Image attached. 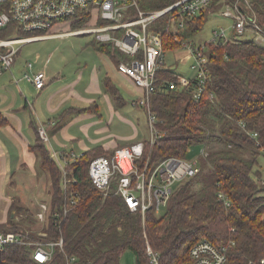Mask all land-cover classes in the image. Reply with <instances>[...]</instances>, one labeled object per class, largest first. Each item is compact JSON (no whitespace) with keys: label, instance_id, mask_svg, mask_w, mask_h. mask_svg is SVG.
<instances>
[{"label":"trees","instance_id":"16d2710c","mask_svg":"<svg viewBox=\"0 0 264 264\" xmlns=\"http://www.w3.org/2000/svg\"><path fill=\"white\" fill-rule=\"evenodd\" d=\"M176 1L141 0L140 4L153 10ZM238 1L212 0L198 16L186 19L178 33L180 40H193L224 3L234 5ZM239 3L242 11L255 13L263 40L237 39L233 29L230 39L206 43L209 77L199 100L194 97L197 85L191 76L184 75L191 79L189 87L168 90V82H177L181 74L169 67L159 73L152 109L163 135L155 143L145 141L144 163L149 162L154 170L170 157L189 159L193 147L201 146L207 152L198 156L200 172L176 185L163 214L151 209L143 218L140 211L128 208L115 184L107 195L94 185L90 163L97 157L113 155L99 148L85 152L69 165L75 182L66 195L61 189V171L37 127L38 138L32 149L39 150L42 169L49 176L47 218L41 224L31 209L13 203L10 216L17 213L24 217H10L0 223V229L29 233L34 241L54 243L62 239L63 248L56 245L46 264H69L72 259L73 264H122L121 255L126 250L133 254L135 264H152L149 246L159 254L160 264H193L191 249L204 239L230 244L227 264H263L264 180L256 167L264 158V0H250L252 11L243 0ZM167 19L165 16L152 26L153 31L163 34L166 52L181 47L165 32ZM19 35L41 33L19 31ZM92 46L117 66L129 59L111 43L95 40ZM103 83L120 103L122 96L107 76ZM7 124L0 113V127ZM219 192L228 196L230 207L219 200ZM70 200L75 204L68 203ZM40 232L47 233L46 238ZM0 264L39 263L24 246L15 245L0 251Z\"/></svg>","mask_w":264,"mask_h":264},{"label":"built area","instance_id":"2783aa9c","mask_svg":"<svg viewBox=\"0 0 264 264\" xmlns=\"http://www.w3.org/2000/svg\"><path fill=\"white\" fill-rule=\"evenodd\" d=\"M140 1L0 0V78L11 72L22 47L26 44L52 38L54 34L51 32L60 23L74 24L79 29L71 30L63 36L95 35L98 43H111L114 48L128 56L129 59L121 61L117 69L141 89L142 93L133 101V106L145 110L151 134L147 141L155 143L163 134L157 126L159 119L152 109V96L157 90L160 71L168 67L163 34L153 31L152 26L167 16L165 32L180 44V48L190 52L191 69L194 72L191 78L197 85L194 96L196 100L201 98L209 77L208 55L204 52L206 43L230 39L233 29L237 32V39L246 38L250 30L258 36L263 35L260 34L250 0H243L245 7L252 11L250 14L242 11L240 0L234 5L224 3L222 16L233 20L230 33L227 34L224 28L216 29L211 40L203 44H196L193 40L182 41L178 33L183 29L186 19L198 16L210 6L212 0H177L161 9L153 10L143 9ZM19 31L41 35L20 36ZM262 40L263 37L259 41ZM27 69L24 79L31 82L36 90L44 89L48 81L46 72L29 73L28 71L34 70L33 63L27 64ZM15 82L19 84L20 80ZM190 84L191 79L181 75L177 82H168V90L189 87ZM211 97L213 98V94ZM38 132L43 141L48 143L45 124H39ZM145 143L138 141L117 149L110 157H97L89 166L92 182L103 194L107 195L115 184L117 193L124 198L128 208L132 212L140 211L143 218L151 209L156 213L166 209L176 185L200 172L198 156L207 155L202 148L199 154L189 159L170 157L151 170L149 162L143 161ZM52 157L61 171V189L67 195L70 185L75 182V179L70 177L72 173L69 171V165L79 156L72 154L68 157L53 152ZM218 197L227 208L231 206V201L224 192H219ZM68 203L73 205L75 201L70 200ZM67 209L68 207H65V213ZM46 210L47 206L43 205V211L38 214V219L42 222L46 220ZM42 237H46V234ZM15 245L24 246L36 263L46 264L56 245L63 248V240L54 243L34 241L29 233L0 229V251ZM229 247L230 244H214L204 239L193 246L190 255L193 264H227ZM148 255L152 264H160L159 254L150 246ZM73 262L74 259L70 260L69 264ZM262 263L264 264V260Z\"/></svg>","mask_w":264,"mask_h":264},{"label":"crops","instance_id":"0c3cea01","mask_svg":"<svg viewBox=\"0 0 264 264\" xmlns=\"http://www.w3.org/2000/svg\"><path fill=\"white\" fill-rule=\"evenodd\" d=\"M69 31L71 30L54 33L53 37L63 36V34ZM252 37L256 41L257 39L259 41L263 36H258L250 30L248 31L246 38ZM91 48L96 51L93 46H91ZM96 52L98 54V59L94 61V66L89 72H87V74H84L82 71L73 74L59 72V75H52L51 79L48 77L47 84L41 91L36 90L31 82L23 78L24 81L29 82L32 85V89H35L31 91L27 90L28 95L31 94L32 96H36L33 102L29 100L28 95L20 86V83L22 82L21 80L19 84L13 82L19 87V92L16 93L11 91L10 89L12 88L9 86L12 82V76L6 78L5 75L7 73H5L0 78V113L8 121L7 125L0 127V209L2 205L1 199L4 193L6 195L5 198H7L5 200L7 202L5 206L6 209L2 208L1 210L2 213L5 214V219H1L0 223H6L10 217L13 216H10V209L13 203L21 207L33 206L35 204L39 205L43 201L45 204L46 202L48 203L49 198L45 200V187L41 186L42 182L44 184L47 182V179L46 177H40L38 175L40 172H46L41 166V154L39 150L32 149V146L36 145L37 142L38 134L36 128L39 124L43 123L46 127H53L58 125V123L60 124V121H62L65 125H62V127L64 126L63 128H54L55 133L53 139L55 145H53L50 140V143L48 142L49 145L48 143H45L52 159L53 152L60 155L64 154L68 157L72 154L80 157L85 152L97 148L103 152L114 153L117 149L134 143L130 141L126 145L119 146L113 145L114 143L112 142H104L100 138H94L91 140L93 142V145H90L91 147L88 145L85 146L83 143L80 148L78 146L81 140L76 138L75 133L71 131L73 130V127H76L80 122H82L81 128H88V126L97 124L99 121L103 120L108 125L111 124L115 118L129 122L124 118L122 110V108L126 106V99L123 91L126 90V94L133 95L136 98L142 93L141 89L137 88L129 77L118 71L117 65L113 59L104 53L99 51ZM19 57L17 58L15 65L23 67L26 72L28 70L26 69V64L25 62L19 63L21 60ZM46 66L47 63L44 65V69L39 71H45ZM28 72L34 73L37 71L34 69ZM105 76L110 79L122 96L123 100L120 103L115 100L112 93L106 91L103 83ZM109 98L113 100L114 105ZM104 102L108 105L109 114L107 113V115L105 113L106 109L103 107ZM87 108H90V111L81 113L80 110ZM141 109L145 112L143 108ZM66 120L71 122L66 124ZM107 129V126H103L98 128L97 132H102ZM58 130L61 131L58 132ZM133 137L134 138L131 140L146 141L149 139L147 138V135L139 134L138 131L135 132ZM76 141L78 146L74 143ZM32 169L37 171L36 175L39 177V184L37 187H33V179L27 175V172ZM17 174L22 176L18 190L16 189L17 182L15 181V176ZM47 184L48 189H50V183L47 182ZM12 185L14 186L13 189L10 187ZM2 188H6V191L3 190V192H1ZM8 188H11V190L14 191L12 192L13 194L10 195ZM16 192H19V195L17 194L19 199H17L16 194H14ZM18 200H25L28 204L21 205L18 203ZM41 204L42 207L40 212L43 211L44 205L43 203ZM40 212L37 213L39 214ZM47 213L48 207L45 212L46 218ZM13 214V217L17 220L18 217H24L17 213ZM38 214L34 216L36 221L38 219Z\"/></svg>","mask_w":264,"mask_h":264},{"label":"rangeland","instance_id":"374dc122","mask_svg":"<svg viewBox=\"0 0 264 264\" xmlns=\"http://www.w3.org/2000/svg\"><path fill=\"white\" fill-rule=\"evenodd\" d=\"M223 7H220L218 12L211 15L205 24L204 29L193 38V42L196 44H203L211 40L213 31L216 29L224 28L227 32V34L231 31V26L233 25V20L227 19L223 17ZM79 29L78 26L70 25L67 23H60L53 29V33L57 32H64L67 30H75ZM95 42V35L87 34V35H65V36H58V37H52L45 40H37L34 42L29 43L28 45H25L22 47L20 57L21 60L19 63L27 64L33 63L35 71L43 70L44 65L47 63V66L45 68V72L48 75V77L51 79L52 75H59L60 73L64 74H73L78 71L84 72V74H87L89 70L94 66V61H96L98 58V54L96 51H94L91 46ZM191 54L189 51L180 48L177 50L167 51L166 52V65L167 67L171 68L173 71L178 72L181 75L185 76H192L194 74L193 70L191 69ZM25 75V69L21 66L15 65L11 72H7L5 75L6 78H9L12 76V82L9 84L11 91L13 92H19V87L13 83L15 80H21L20 86L24 89V92L28 95L27 90H35L32 89V85L29 82H26L23 80ZM126 89V88H125ZM123 91V90H122ZM126 99V106L122 108L124 113V118L127 119V121H122L119 118H115L111 124H108L103 120L99 121L97 124H93L91 126H88V128H81L82 122H80L76 127H73L72 132L75 133L76 138H79L81 140L79 142V146L77 144V141L74 142L75 145L78 147H82V144L84 143L85 146L93 145L92 139L94 138H100L104 142H112L113 145H126L130 141L131 142H138L137 140H131L134 138V134L136 131L141 133L142 135H147V138H150V130L149 126L147 125V115L146 112H144L141 108L133 106V101L136 99L135 96L126 94V90L123 91ZM31 95V94H30ZM28 95L29 100L31 102L34 101L35 95ZM109 96V95H108ZM110 99V98H109ZM111 100V103L114 105L113 100ZM103 107L105 110V113L109 114L108 111V105L104 102ZM98 120V119H93ZM92 121V120H91ZM71 121L66 120V124L70 123ZM64 125L62 121H60V124L55 125L53 127H46L47 128V135L49 137V140L51 143L54 144V128H60ZM65 126V125H64ZM63 126V127H64ZM103 126H107V130H104L102 132H97V129ZM62 127V128H63ZM55 129V130H56ZM70 130V129H69ZM61 130H58L60 132ZM57 132V133H58ZM49 142V143H50ZM48 143V145H49ZM101 143V142H100ZM102 144V143H101ZM133 144V143H132ZM46 145V144H45ZM112 145V146H113ZM202 149L201 146H196L191 148L189 151L188 156H194L199 154L200 150ZM256 170L260 171L262 174V179L264 180V158H260L259 165L256 167ZM36 170L32 169L27 172V175H29L32 180L33 187H37L39 184V177L36 175ZM44 172V171H43ZM40 177H46L47 182L49 181V176L46 172L42 173L40 172L38 174ZM22 179V176L16 175L15 181L17 182L16 189H19V183ZM45 182V184L42 182L41 186L45 187V200L49 198V189L48 184ZM12 189L14 186H10ZM6 191V188H2L1 192ZM8 192L13 194L11 188H8ZM16 194L17 199H19L18 195L19 192L14 193ZM18 194V195H17ZM5 193L3 194V197L1 199V209H0V221L1 219H5V214L2 213V208H5L7 202L5 201L7 198H5ZM19 204H25L27 205L28 202L25 200H18ZM45 206L48 207V203L43 201L41 202ZM35 204L33 206H23L25 208L31 209L35 215L38 214L37 212H40L41 205L42 204ZM6 209V208H5ZM162 212V213H161ZM160 213L163 214L165 212V209H163ZM13 215V213H12ZM11 215V216H12ZM21 217H18V220ZM17 220V219H16ZM37 221L41 224H44V222L37 219ZM39 225L38 227H40ZM40 236L47 233L40 232ZM46 238V237H45ZM121 263L122 264H135V258L133 254L126 250L121 255Z\"/></svg>","mask_w":264,"mask_h":264},{"label":"water","instance_id":"95a60500","mask_svg":"<svg viewBox=\"0 0 264 264\" xmlns=\"http://www.w3.org/2000/svg\"><path fill=\"white\" fill-rule=\"evenodd\" d=\"M13 216H14V214H13ZM13 216H12V217H13Z\"/></svg>","mask_w":264,"mask_h":264}]
</instances>
